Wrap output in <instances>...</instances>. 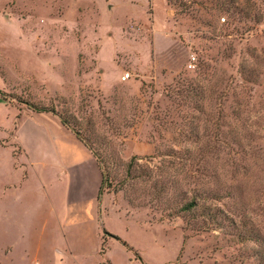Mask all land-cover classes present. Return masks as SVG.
I'll use <instances>...</instances> for the list:
<instances>
[{
	"label": "rangeland",
	"instance_id": "obj_1",
	"mask_svg": "<svg viewBox=\"0 0 264 264\" xmlns=\"http://www.w3.org/2000/svg\"><path fill=\"white\" fill-rule=\"evenodd\" d=\"M101 1L17 0L21 21L0 18L15 52L0 57V115L81 127L107 179L101 212L124 215L106 221L143 263L264 264V3ZM34 233L25 258L0 235V264H69Z\"/></svg>",
	"mask_w": 264,
	"mask_h": 264
},
{
	"label": "crops",
	"instance_id": "obj_2",
	"mask_svg": "<svg viewBox=\"0 0 264 264\" xmlns=\"http://www.w3.org/2000/svg\"><path fill=\"white\" fill-rule=\"evenodd\" d=\"M16 8L17 0H0V18L21 21ZM0 38V57L15 62ZM102 185L97 159L59 117L30 108L0 115V235L13 238L18 256L25 258L34 229L45 254L57 252L69 264H144L106 221L124 215L101 212Z\"/></svg>",
	"mask_w": 264,
	"mask_h": 264
},
{
	"label": "trees",
	"instance_id": "obj_3",
	"mask_svg": "<svg viewBox=\"0 0 264 264\" xmlns=\"http://www.w3.org/2000/svg\"><path fill=\"white\" fill-rule=\"evenodd\" d=\"M263 3H264V0H261ZM221 6H225V5H227V4H229V2H227V1H221L220 3H219ZM235 1H233V0H231V2H230V5H232L235 9H239L238 7H236L235 5ZM243 12V9L241 10V13ZM245 13H246V15H247V19H253V18H256V20H257V22H261L260 21V19L257 17V15H253L252 13H250V12H246L245 11ZM255 20V21H256ZM2 92L0 91V94H1ZM35 109L37 110V111H39V112H41L42 110H40V109H38V108H36L35 107ZM53 112L56 114V115H59V117H60V119H61V121H62V123H63V125H65L66 127H68L69 129H71L75 134H76V136L81 140V141H83L85 144H86V146L87 147H89V148H92V145L90 144V142H89V140L86 138V137H84V135H83V133H82V130H81V127H79V125L78 124H76V123H72L71 122V120H69L68 118H65L63 115H61V114H58L55 110H53ZM75 121V120H74ZM248 145V144H247ZM252 149L251 150H253V146L251 147ZM246 150V147H245V149L243 150V152ZM203 152V151H202ZM97 159V158H96ZM97 161H98V159H97ZM98 163H99V166L101 167V164H100V162L98 161ZM101 170H102V167H101ZM102 173H103V185H102V188H101V194H102V192H103V188H104V186H105V183L107 182V179H106V177H105V174H104V172H103V170H102ZM164 176L166 177V179H170L171 180V174L170 173H168V172H164ZM170 180H168V182L166 183V185L165 186H162L161 187V190H163V191H166L167 189H169L170 188ZM198 206V199L196 198V197H193L192 198V200L190 201V203H188V204H186L185 206H184V209H185V211H191L193 208H196ZM222 213H220L218 210L217 211H211L210 212V216L208 217V220H207V225L208 226H211V225H215V224H217L216 223V220H217V218L221 215ZM226 220H228V219H226ZM252 233V232H251ZM112 237H114V238H116L117 240H120V241H122L119 237H117V236H114V235H111ZM255 241H256V243H257V246H259V253H261L262 254V252L264 253V243H263V241H262V239H259L258 237H255ZM122 243L125 245V246H127V247H129L128 246V244L126 243V242H124V241H122ZM103 252H104V249H103ZM258 258H260L261 260H264V255H261V256H258ZM145 264V263H144Z\"/></svg>",
	"mask_w": 264,
	"mask_h": 264
},
{
	"label": "built area",
	"instance_id": "obj_4",
	"mask_svg": "<svg viewBox=\"0 0 264 264\" xmlns=\"http://www.w3.org/2000/svg\"><path fill=\"white\" fill-rule=\"evenodd\" d=\"M223 21H225V19H222ZM140 26L139 25H136V24H132V25H130V27H129V29L130 30H132V31H139L140 30ZM192 61L190 62V64H189V68H192L193 67V62H195L196 61V58L193 56L192 57V59H191ZM133 74L132 73H130V72H124V74H123V76H122V81H128V80H130L133 76H132ZM36 264H38V263H36Z\"/></svg>",
	"mask_w": 264,
	"mask_h": 264
}]
</instances>
